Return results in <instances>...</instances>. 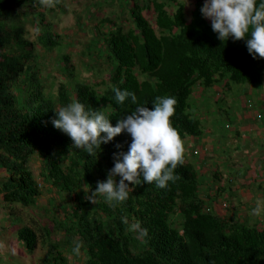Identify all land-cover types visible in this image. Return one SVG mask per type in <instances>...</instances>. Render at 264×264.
I'll return each mask as SVG.
<instances>
[{
  "label": "trees",
  "instance_id": "16d2710c",
  "mask_svg": "<svg viewBox=\"0 0 264 264\" xmlns=\"http://www.w3.org/2000/svg\"><path fill=\"white\" fill-rule=\"evenodd\" d=\"M63 1L0 0V196L17 221L30 209L40 216L18 229L19 241L32 255L43 248V264H264V212L245 218L256 201L239 211L244 203L229 199L239 181L220 147L205 148L198 159L205 127L192 103L208 92L223 99L233 86L248 92L264 85V59H254L243 40L222 44L200 11L205 0H193L192 13L186 0H119L116 17L87 15L83 34L93 41L79 39L75 48L64 39L67 31L53 32L56 16L48 18L58 8L68 16ZM79 60L86 61L81 72ZM116 88L134 92L138 105L150 109L157 96L175 97L172 123L184 156L166 189L136 184L112 207L102 198L90 203L85 192L107 179L114 154L126 153L131 137L122 133L89 155L72 148L51 120L54 110L79 101L104 111L115 126L137 106L118 105ZM259 151L263 157L264 147ZM136 224L146 236L133 230ZM74 241L82 244L79 255Z\"/></svg>",
  "mask_w": 264,
  "mask_h": 264
},
{
  "label": "clouds",
  "instance_id": "9594fccd",
  "mask_svg": "<svg viewBox=\"0 0 264 264\" xmlns=\"http://www.w3.org/2000/svg\"><path fill=\"white\" fill-rule=\"evenodd\" d=\"M41 3H47V0H41ZM186 8L192 13L194 1L190 7L187 3ZM200 11L205 19L211 21L212 31L222 44H227L229 40H243L254 59H264V0H205ZM114 99L118 105L123 106L126 101L137 105L119 118L115 126L104 111L87 108L79 101L54 110L55 118L51 120L57 130L70 137L72 148L89 155H95L102 145L112 142L122 133L131 137L128 151L114 154V167L108 172L107 179L98 182L91 192H85L90 203L95 204L97 198H102L112 207L125 202L129 198V189L136 184L154 183L157 188L166 189L170 182L176 180L175 170L183 164L184 156L183 140L172 123L177 105L175 97L157 96L151 109L138 105L136 94L126 89L116 88ZM230 130L227 126V131ZM241 152L243 150L238 151ZM245 160L250 166L244 170L236 185L238 195L229 199H240L244 203L240 208L239 201V211L246 209V202L256 201L251 213L245 211L241 215L247 218L248 215L260 216L264 212V183L260 182L264 180V174L260 173L259 156H250ZM234 167L242 168L244 165L234 164ZM259 193L262 196L259 197ZM132 227L141 235H147V230L140 225ZM81 248L82 244L74 241L73 253L79 255Z\"/></svg>",
  "mask_w": 264,
  "mask_h": 264
},
{
  "label": "rangeland",
  "instance_id": "374dc122",
  "mask_svg": "<svg viewBox=\"0 0 264 264\" xmlns=\"http://www.w3.org/2000/svg\"><path fill=\"white\" fill-rule=\"evenodd\" d=\"M186 1L190 7L193 0ZM63 2L65 10L69 11L68 16H61L62 11L58 8L54 12H48V18L51 15L56 16V21L51 18L54 26L52 27L53 32L62 34V32L67 31L68 36L64 35L65 38H63H67V42H70L71 46L75 48H78L77 42L79 39L83 43L93 41L92 36L83 34L88 31L89 19L87 15H90L92 10H95L96 13L98 12L99 16L103 14L104 16L116 17V14H121L123 9V5L121 6L122 2H119V0H64ZM79 19V29L76 27V29L72 30L75 20L78 21ZM61 49L62 47L59 51ZM63 52H65L64 48L62 49ZM83 61L79 60L77 62L76 66L79 72H81L80 67ZM58 79L62 81L65 77L60 76ZM233 89L230 93L226 92V97L223 99L217 94L214 96V93L208 92L207 95L195 96L192 103H195V113L204 121L205 127L204 137L200 140V144H202L199 148L201 155H198V159L203 158L202 153H205V148L210 150L220 147L223 152L222 159L224 161L229 159L228 164L224 165L226 170L231 175V178L237 176L238 182L244 170H247L250 166L245 160L250 156H259V163H261L260 173L264 174V155L260 157L261 153L259 151V149L264 147L263 144L260 145L262 147H259V135L264 138V85H256L253 91L249 89L248 92L243 91V88L239 86H233ZM255 118L258 120L254 122ZM227 126L231 128L230 131H227ZM236 131H239L241 136ZM203 142L206 143L203 144ZM239 150H243V152L238 153ZM40 163L39 160L34 161L33 170L38 176L41 169ZM234 164H241L244 167H234ZM1 174L0 180L5 177V175L1 176ZM260 182L264 183V180H260ZM260 196L262 195L259 193ZM47 198H44L39 203L40 206H47ZM52 198H55L56 202L61 206L57 195H53ZM51 203L55 206L54 201ZM14 208V211L18 210V208L21 210L20 205H18V208L16 206ZM11 211L12 209L5 204L0 196V264H43L46 251L40 247L36 254H30L17 236L18 229L22 225L27 224L31 218L37 221L40 220L39 213L35 214L31 209L27 210L24 215L22 213L19 214L20 219L17 221L16 215H11Z\"/></svg>",
  "mask_w": 264,
  "mask_h": 264
},
{
  "label": "crops",
  "instance_id": "0c3cea01",
  "mask_svg": "<svg viewBox=\"0 0 264 264\" xmlns=\"http://www.w3.org/2000/svg\"><path fill=\"white\" fill-rule=\"evenodd\" d=\"M0 173H2V172L0 171ZM4 175H5V173H2V174H1V176H4Z\"/></svg>",
  "mask_w": 264,
  "mask_h": 264
}]
</instances>
